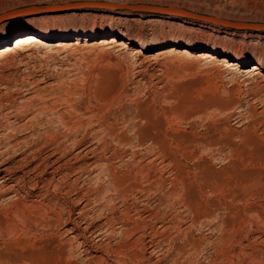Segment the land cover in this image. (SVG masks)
Returning <instances> with one entry per match:
<instances>
[{"label":"rangeland","instance_id":"obj_1","mask_svg":"<svg viewBox=\"0 0 264 264\" xmlns=\"http://www.w3.org/2000/svg\"><path fill=\"white\" fill-rule=\"evenodd\" d=\"M99 3L264 24V0H0L21 9L0 20V264H264V32L51 17Z\"/></svg>","mask_w":264,"mask_h":264},{"label":"bare ground","instance_id":"obj_2","mask_svg":"<svg viewBox=\"0 0 264 264\" xmlns=\"http://www.w3.org/2000/svg\"><path fill=\"white\" fill-rule=\"evenodd\" d=\"M88 5H93V6H97V7H101V8H107L109 10L102 11L99 13H92L89 11H82V10L79 11L78 10V11H74V12H64V13L55 14V15H52L51 17L57 23H64V22H69V21H75L76 19H86V18L87 19L88 18L95 19L97 17H99V18L104 17V18L110 20L113 18L116 19L117 17L122 16V15H127V13H126L127 11H125V10H116V9H121L126 5H118V4H113V3L112 4L111 3H99V4H77V5L75 4V7L88 6ZM34 6H37V5H34ZM72 6H74V5H70V7H72ZM143 6H145V5H143ZM30 7H32V6H30ZM146 8L149 10L150 9L151 10H161L162 12H168L174 16L181 14V15H187L188 17H191V18L204 19V20L206 19V21H211V22L203 23V25H196L195 27L197 29H207L209 31H213L214 29L220 28L219 25L229 26V27L234 28V29H246L244 25H251V23H232L230 25L228 22H223L224 20L220 21V19H213V18L209 20L208 18L198 17L195 15L188 14L186 12H183L180 10H174V9L169 10V9L156 8V7L151 8L148 6ZM41 9L42 8H30V10H28L26 13L37 12L38 10H41ZM190 25L192 26V22L179 21V19L171 18L169 21L165 22L164 27L168 31L174 32V31H179V30L191 28V27H189ZM234 34H239L240 37L235 38ZM220 38L223 41L228 42V43L236 41L239 45L252 46V47L260 45L261 41H262V37L260 34L252 35V34H247L245 31H240V30L230 31L229 33H224ZM0 172L6 174L7 167L2 166L0 168ZM6 180H7V177H5V175L0 176V183H4Z\"/></svg>","mask_w":264,"mask_h":264},{"label":"water","instance_id":"obj_3","mask_svg":"<svg viewBox=\"0 0 264 264\" xmlns=\"http://www.w3.org/2000/svg\"><path fill=\"white\" fill-rule=\"evenodd\" d=\"M146 6V5H145ZM145 6L143 5H134V4H128L126 6H124L123 10H126V11H130V12H150V13H163L161 10H152L150 11L149 9H147ZM145 7V8H144ZM21 9H17V10H14V11H10V12H7V13H4L2 15H0V20H3L5 18H9V17H13L15 15H20V12ZM46 11H41L40 13H44ZM165 14V13H163ZM26 15V14H25ZM245 28L247 30H251V31H257V32H264V24H261V23H257V24H251V25H244ZM249 26V27H248Z\"/></svg>","mask_w":264,"mask_h":264}]
</instances>
